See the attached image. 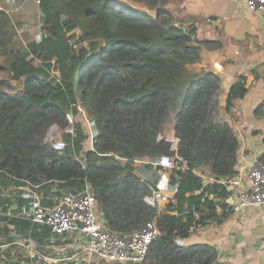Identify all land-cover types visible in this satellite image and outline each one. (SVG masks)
Masks as SVG:
<instances>
[{"label":"trees","instance_id":"obj_1","mask_svg":"<svg viewBox=\"0 0 264 264\" xmlns=\"http://www.w3.org/2000/svg\"><path fill=\"white\" fill-rule=\"evenodd\" d=\"M131 1L136 3L39 0V32L23 48L13 44V22L0 8L1 63L10 79L18 82L16 90L9 92L1 86L13 84L0 79V169L31 178L41 174L47 181H61L77 190L88 184L99 207L115 209L119 194L110 187L123 173L143 176L147 182L146 170L156 154L174 153L162 134V121L156 127L160 138L154 130H138L134 122L130 137L116 131L121 110L139 112L141 123L168 116L172 110L180 134L176 152L185 160L175 158L173 166L166 168L173 194L161 208L141 204L138 195L131 207L122 210L128 227L116 229L130 230L150 219L158 231L153 243L159 251H170L177 237H186L211 220L222 221L230 212L228 207L218 213L217 206H227L228 182L238 173V141L228 123L202 119L206 101L214 92L218 95L220 79L209 68L194 70L190 65L201 60L209 63L216 50L212 41L200 39L194 21L176 13V0ZM246 90L244 75L229 84L222 104L225 113ZM81 109L90 117L98 147L85 152L84 159L80 152L87 133L76 118ZM47 110L62 131L60 149L35 140ZM67 113L72 115L71 124ZM197 120L200 124L194 125ZM30 121L32 128L27 125ZM68 125L73 132L66 130ZM114 135L122 140L119 147ZM135 160L141 162L139 170ZM201 165L208 170L206 180L203 171L196 170ZM131 209L135 218L129 216Z\"/></svg>","mask_w":264,"mask_h":264},{"label":"crops","instance_id":"obj_2","mask_svg":"<svg viewBox=\"0 0 264 264\" xmlns=\"http://www.w3.org/2000/svg\"><path fill=\"white\" fill-rule=\"evenodd\" d=\"M174 9L179 16L193 20L197 36L212 41L216 48L209 63L201 60L190 67L200 70L204 66L218 77V81L220 79L218 95L216 92L212 94L213 103L216 97L219 101L214 104L218 115L213 120L228 123L237 138L238 173L233 177H239L241 183H229L227 206H217L218 213L230 208L222 221L211 220L204 225H197L188 236L177 237L170 251H159L157 243L152 242L149 256L144 262L264 264V205H246L238 210L232 207L239 191L245 186L249 166L262 159L264 154V10L249 11L246 0H176ZM212 59L222 64L223 72L213 67ZM239 75H244L247 90L242 97L235 99L227 114L222 108L226 88ZM80 113L86 115L79 120L87 133L80 152L84 159L85 152L98 147L91 135L89 115L83 109ZM160 154H156L153 162H150L151 167L146 170L147 182L143 181V176L123 173L117 185L110 187L119 196L113 206L115 209L109 205L104 210L97 204L96 213L100 222L113 230L126 229L129 224L122 213L123 207H131L129 203L141 191L143 196L154 195L155 199L163 194H173L168 185L170 169L158 167L157 164ZM134 163L139 170L141 162L135 160ZM196 170L203 171L206 180L207 168L201 165ZM75 190V186H68L61 181H47L41 174L31 178L0 169V264H86L87 256L83 253V247L87 240L84 234L79 231L54 234L44 223L31 219L37 203L53 206L63 194ZM34 194L37 200L33 198ZM125 199L127 202L124 203ZM163 205L164 200L160 208ZM154 206L159 208L157 202ZM90 264L138 263H100L92 259Z\"/></svg>","mask_w":264,"mask_h":264},{"label":"built area","instance_id":"obj_3","mask_svg":"<svg viewBox=\"0 0 264 264\" xmlns=\"http://www.w3.org/2000/svg\"><path fill=\"white\" fill-rule=\"evenodd\" d=\"M35 1L39 2V0ZM246 8L253 12L264 10V0H246ZM24 47H27L26 44ZM212 65L220 72L224 71L222 64L217 60H213ZM66 120L68 124L72 123L71 113H67ZM66 130L73 132L71 125H68ZM179 140V136L170 139L171 145L168 149L174 153H161L157 160L160 167L171 168L174 161L173 155L178 160L185 162L182 155L176 152L177 146L175 145L179 143ZM48 144L50 149H60L64 146L61 138L52 140ZM240 180L239 177H233L228 183L239 184ZM244 185L239 191L236 201L232 203L233 209L238 210L246 205H264V154L262 159L249 166ZM33 198L38 199L35 194ZM144 199L147 204L155 205L154 195H145ZM166 199L165 194L161 195V200L165 201ZM96 210L97 200L89 190L88 184H85L82 190L63 194L53 206L37 203L33 208L31 219L44 223L54 234H62L67 231H79L84 234L87 240L83 247V253L87 256L86 264H90L92 259H96L100 263L140 264L144 262L149 256L150 245L158 233L155 223L147 219L136 228L116 231L100 222Z\"/></svg>","mask_w":264,"mask_h":264},{"label":"rangeland","instance_id":"obj_4","mask_svg":"<svg viewBox=\"0 0 264 264\" xmlns=\"http://www.w3.org/2000/svg\"><path fill=\"white\" fill-rule=\"evenodd\" d=\"M128 1L134 3L131 0H128ZM142 5H143L142 3L139 4V6H142ZM0 8H3L7 13H9L11 22H13V25H11V31L14 32V35H13L14 37H12L13 44L16 47L23 48L24 44H27L29 41L33 40L35 35L39 32L40 18H39V14L37 10L36 1L35 0H0ZM149 11H151V9H149ZM2 59H3V55L0 56V79H3L5 82H11V84L13 85H11V87L8 85H2L1 87L3 88L4 91L14 92V90H16V85L18 82L10 79L9 71L1 63ZM213 59L211 60V64H212ZM213 98H214V95H211V98L206 101V104L204 107L205 113L203 114L202 119H208V118L214 119L215 117H217L218 114L216 113L215 107L213 106ZM121 112L122 114L120 115V119L117 122L118 125L116 126L117 128L116 131H118L119 133H122V135H124L127 138L130 137L131 134H134V130L133 131L131 130L132 128L131 122H134L136 123V125H138L137 127L138 130H142V128H144L145 130H152V131L154 130L155 131L154 133H156V137L160 138L162 135L156 131V127L159 126L161 121H162L161 122L162 134L164 135V139L166 143L168 144V147H170L171 145L170 139H174L178 136L180 137L179 132L176 130L175 116L172 110L169 112L168 116L166 115L160 119L156 117L147 118L146 120L142 121V123L140 122L141 115L139 112L137 114H130V112L124 108L121 110ZM84 115L83 113L79 112L76 118L78 120H81L83 119ZM29 123L32 128L33 122L32 121L27 122L28 128H29ZM195 123L200 124V121L198 120L194 121V125H196ZM61 132L62 131L59 127L57 118L54 117L53 112L47 110L45 120L43 122L42 131L40 135L35 136L36 137L35 140H38L42 143H50L52 140L60 139ZM113 137L115 139L116 147H119L122 140L120 139V137L116 135H114ZM28 141H29V144H31L32 141H34V139H32L31 141L30 140ZM173 158L175 159L174 155H173ZM141 189H143V186L141 187ZM140 195H141L140 196L141 204L147 203L144 199L142 191ZM142 211H144V209H142L141 207L140 213H139L140 218L145 217V214ZM129 216H131V218L132 217L135 218V216L137 215H136V212L132 210ZM132 220L133 219H131V221Z\"/></svg>","mask_w":264,"mask_h":264},{"label":"water","instance_id":"obj_5","mask_svg":"<svg viewBox=\"0 0 264 264\" xmlns=\"http://www.w3.org/2000/svg\"><path fill=\"white\" fill-rule=\"evenodd\" d=\"M220 179H221V181H225V178L224 177H220ZM155 202H157V204L159 205V208H160V205H161V202H162L161 197L160 196H157L156 199H155ZM140 264H148V263L142 262Z\"/></svg>","mask_w":264,"mask_h":264}]
</instances>
